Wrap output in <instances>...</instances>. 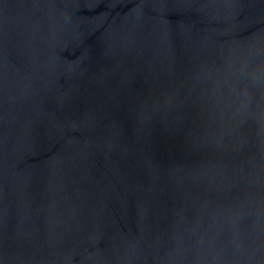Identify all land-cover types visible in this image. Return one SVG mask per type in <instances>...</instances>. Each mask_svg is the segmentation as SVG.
Instances as JSON below:
<instances>
[{"label": "water", "instance_id": "obj_1", "mask_svg": "<svg viewBox=\"0 0 264 264\" xmlns=\"http://www.w3.org/2000/svg\"><path fill=\"white\" fill-rule=\"evenodd\" d=\"M0 264H264V0H0Z\"/></svg>", "mask_w": 264, "mask_h": 264}]
</instances>
